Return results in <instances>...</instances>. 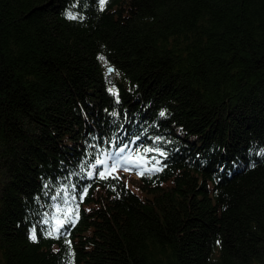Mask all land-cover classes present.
<instances>
[{
    "label": "trees",
    "instance_id": "16d2710c",
    "mask_svg": "<svg viewBox=\"0 0 264 264\" xmlns=\"http://www.w3.org/2000/svg\"><path fill=\"white\" fill-rule=\"evenodd\" d=\"M0 264H264V0H0Z\"/></svg>",
    "mask_w": 264,
    "mask_h": 264
},
{
    "label": "snow or ice",
    "instance_id": "6c2138e0",
    "mask_svg": "<svg viewBox=\"0 0 264 264\" xmlns=\"http://www.w3.org/2000/svg\"><path fill=\"white\" fill-rule=\"evenodd\" d=\"M105 2H106V0H100L101 7L104 6ZM69 18H70V19H76L75 16H71V15L69 16ZM100 59L103 60L104 57H100ZM108 71H109V73H111V72L114 71V69L109 68ZM160 115H161V116H164L165 113H164V112H161ZM120 151L123 152V149H120ZM149 151H151V149H144V152H149ZM161 155H163V153H161ZM138 158L142 159V157H138ZM133 163H134V162L132 161V157H131V156L125 157V158H124V164H125V165H129V166H125V167H124V170H125V171H132L133 168H132L131 165H132ZM101 164H106V161H105V160L97 159V161H96V165H101ZM96 165H94L93 167L95 168ZM119 166H120V163H119V162H114V163L111 165V167H105L102 171L99 172L98 175H99V177H100L101 179H104V178H106V176H107V174H108L109 172L115 171ZM141 167H143V166H141ZM159 170H160V169H158V168H153V169H151L150 171H159ZM138 174L143 175L144 173H143V172H139ZM91 175H92V173H89V176H91ZM85 191H86V190H85ZM72 222L74 223V221H72ZM63 224H64V221H63V220H58L57 223L53 226V228L47 232V235H48L50 238H52V237H58V235H59V229L63 226ZM30 239H31L33 242H36V241H37V233H36L35 228L32 230V232H31V234H30ZM68 243L70 244V242H68Z\"/></svg>",
    "mask_w": 264,
    "mask_h": 264
}]
</instances>
